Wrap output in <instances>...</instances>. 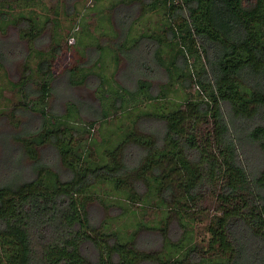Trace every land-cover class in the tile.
I'll return each mask as SVG.
<instances>
[{
	"label": "trees",
	"instance_id": "trees-1",
	"mask_svg": "<svg viewBox=\"0 0 264 264\" xmlns=\"http://www.w3.org/2000/svg\"><path fill=\"white\" fill-rule=\"evenodd\" d=\"M44 1L0 0V29L13 24L29 43L22 77L12 83L16 108L38 110L42 121L17 135L32 159L29 173L0 174V264H264V0H120L162 13L158 29L141 39L155 42L167 80L156 93L143 78L134 89L119 83L111 107L121 110L136 95L164 99L174 85H192L197 96L170 112L139 114L159 121L160 130L140 132L138 121L103 163L70 142L69 123L48 108L61 48L54 36L51 48H38L52 21L36 12ZM0 47L6 72L11 50L4 40ZM120 49L133 59V47ZM80 70H68L73 85L85 81ZM100 77L98 89L109 99ZM109 110H97L90 124L109 118ZM41 147L56 149L57 164ZM100 183L162 210L158 224L140 221L122 235L93 223L89 204Z\"/></svg>",
	"mask_w": 264,
	"mask_h": 264
},
{
	"label": "rangeland",
	"instance_id": "rangeland-1",
	"mask_svg": "<svg viewBox=\"0 0 264 264\" xmlns=\"http://www.w3.org/2000/svg\"><path fill=\"white\" fill-rule=\"evenodd\" d=\"M126 4H120V0H45L35 8L41 19L50 17L52 20L38 48H51L54 45L53 36L61 48L55 62L57 76L48 108L69 123L71 129L66 131L68 140L84 151L85 155L102 163L109 161L104 152L121 142L138 121L140 132L160 130L159 121L140 119L139 114L144 111L170 112L186 98L197 96L192 85L190 90L183 85H174L164 99L150 100L146 94L136 95L126 99L121 110L111 107L115 104L119 83L134 89L138 80L143 78L151 82V92L156 93L167 80L165 69L155 57V42L147 37L141 39L142 34L158 29L162 13H144L140 6ZM18 11L29 14L31 8H16L13 13ZM56 23L60 28L58 33L54 31ZM0 40H4L5 46L8 44L11 50L8 57L3 59L6 72L0 68V174L8 175L13 169L29 173L32 159L24 151L17 135L39 129L41 115L38 110L23 111L16 108L18 94L12 84L22 77L23 53L28 50L29 43L19 37L18 28L13 24L5 32L0 29ZM121 46L133 47L129 51L133 59L122 53ZM170 53L171 49L167 47L166 58H169ZM37 61L38 58L34 56L33 64L36 65ZM71 68L81 69L80 73L87 74L83 83L73 85L70 82L68 70ZM100 76L106 79L104 87H108L106 91L112 94L109 99H103L104 95L98 89L102 83ZM77 105L79 112L76 111ZM105 108L110 109V117L90 124L97 119L96 111ZM65 128L62 127L63 130ZM43 148L38 151L41 153L43 150L46 158L57 164L56 149ZM135 150L132 148V151ZM130 156L131 160L134 154ZM58 168L65 171L61 163H58ZM95 191L97 198L89 204L90 215L93 223L102 225L103 230H118L125 235L136 229L140 221L156 225L162 217L160 209L148 210L143 205L128 202L114 190L112 184L100 183ZM202 227L199 224L198 230ZM145 233L149 242L155 240L152 238L154 234Z\"/></svg>",
	"mask_w": 264,
	"mask_h": 264
}]
</instances>
